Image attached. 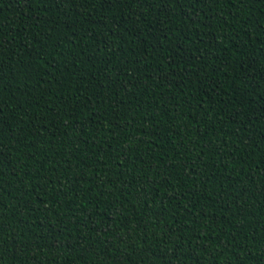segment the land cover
I'll return each instance as SVG.
<instances>
[{"label": "trees", "instance_id": "1", "mask_svg": "<svg viewBox=\"0 0 264 264\" xmlns=\"http://www.w3.org/2000/svg\"><path fill=\"white\" fill-rule=\"evenodd\" d=\"M0 264H264V0H0Z\"/></svg>", "mask_w": 264, "mask_h": 264}]
</instances>
